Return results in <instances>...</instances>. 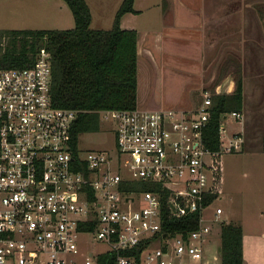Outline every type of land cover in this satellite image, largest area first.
Returning <instances> with one entry per match:
<instances>
[{
  "label": "built area",
  "instance_id": "1",
  "mask_svg": "<svg viewBox=\"0 0 264 264\" xmlns=\"http://www.w3.org/2000/svg\"><path fill=\"white\" fill-rule=\"evenodd\" d=\"M51 88L45 46L30 65L0 64V264H100L107 250H115V264L203 261L211 231L204 207L217 152L204 141L212 92L205 89L190 109H101V121H110L115 134L110 154L79 144L75 150L78 109L54 104ZM230 113L242 116L241 110ZM243 143L235 131L222 149ZM135 181L166 189L174 215L198 211V226L188 233L164 231L162 190L133 188ZM222 210L218 205L216 215ZM88 233L108 247L80 257L77 238Z\"/></svg>",
  "mask_w": 264,
  "mask_h": 264
},
{
  "label": "rangeland",
  "instance_id": "2",
  "mask_svg": "<svg viewBox=\"0 0 264 264\" xmlns=\"http://www.w3.org/2000/svg\"><path fill=\"white\" fill-rule=\"evenodd\" d=\"M246 1L249 6H246L244 10L241 9L242 15L244 11L252 16V13L258 14V20L253 22V26H251L252 32L250 31L247 35L252 36L245 39L238 33L229 41L223 39L220 54L217 57L218 62H213L206 70L205 75L207 82L204 86L210 92L216 90L215 84L219 73H225L221 83L229 75L235 79L234 75L231 74V68L233 67L229 66L234 62V65L237 62L241 64L242 73L246 76L242 116L236 117L229 112L228 115L223 117L226 130L222 132V135L224 143L227 144L233 131L241 130L246 116L251 115L252 112L264 116V45L262 44L264 43V0ZM91 2L94 15L91 26L112 27L119 5H115L114 1L109 0L108 4L100 9L103 10V16H100L97 15L99 4L92 0ZM135 6L137 8L141 7L142 10L130 13L128 18H125V24H131V26L135 24L141 28L159 26L158 28L161 29L162 20L158 17L162 9L161 4H156L155 0H136ZM129 18H132V20ZM74 25V15L66 0H0V31L1 27L45 26L65 28ZM167 40L170 41V38L167 37ZM172 43L175 45L174 50L177 49V54H173L166 47V53L163 55L165 68L161 65L165 72L161 79H158V75L155 78L158 71L153 62L149 61L150 66L148 68L150 71H146L140 68V62L144 58L138 59V103L147 105L146 108L158 106L159 103H162V99L163 104L175 105L177 103L175 102L176 98L183 91H187L190 86L192 78H189L191 77L189 73H194L195 69L198 71V66L201 64L200 52L191 51V44L185 45L183 44L185 42L180 39H176ZM225 45H230V47L225 48ZM230 59H233V61L229 62ZM210 60H213V58ZM226 64L229 67H225ZM254 65H256V69ZM243 66L246 69L243 70ZM257 94L260 96L256 99ZM199 100H201V97ZM110 124V121L102 120L98 130L81 133L79 136L80 147L83 149H102L107 153L114 154L116 152L115 134L114 130L110 128ZM222 160L224 171L222 190L216 198L204 207L206 221L210 223L214 231L213 236H216L218 241L221 238L220 227L223 221H234L243 224L245 228V264H263L264 146L254 147L253 144L244 142L237 149L231 150L225 147L222 149ZM127 171L126 168L122 169L124 174ZM218 205L222 206L224 210L217 216L216 208ZM77 239L80 257L85 256L90 250L97 252L108 247L106 242L89 233L87 235L82 234ZM159 240L160 238L155 240L152 246L159 244ZM205 243L208 244V240H205ZM192 262L194 263L196 260Z\"/></svg>",
  "mask_w": 264,
  "mask_h": 264
},
{
  "label": "trees",
  "instance_id": "3",
  "mask_svg": "<svg viewBox=\"0 0 264 264\" xmlns=\"http://www.w3.org/2000/svg\"><path fill=\"white\" fill-rule=\"evenodd\" d=\"M66 2L74 15L73 27L2 28L0 64L30 65L41 46L48 48L52 63L53 102L78 109L71 132L73 146L78 150L80 134L100 128L101 109L138 105V30L120 24L123 13L136 10L134 0H123L113 26L109 28L91 26L92 11L87 0ZM234 75L236 83L232 91L212 92L211 117L204 130V141L217 152L213 154V182L206 203L220 194L223 182L220 132L223 117L232 110H242L244 105L243 78L238 70ZM132 186L162 190L164 231L188 233L198 226V211L180 216L170 212L168 192L160 184L135 181ZM142 247L139 245L134 249L140 253ZM220 247L221 264H244L243 227L240 223L223 221ZM115 258V250L104 251L98 256L100 264H115Z\"/></svg>",
  "mask_w": 264,
  "mask_h": 264
},
{
  "label": "crops",
  "instance_id": "4",
  "mask_svg": "<svg viewBox=\"0 0 264 264\" xmlns=\"http://www.w3.org/2000/svg\"><path fill=\"white\" fill-rule=\"evenodd\" d=\"M91 11H92V20L91 24L94 21L93 8L91 0H87ZM95 1L96 4H99V8L97 9V15L103 16V10L101 8L105 7L109 0H92ZM114 1L115 5H121L123 0H111ZM136 0H134L135 11H127L123 13L121 16V26L123 27H133L138 30V59L141 57L144 58L143 61L140 62V68L145 69L146 71H150L148 68L150 66L149 61L153 62V64L157 67V74L155 78L161 79V76L164 74L165 68V58L163 57L166 50L172 52L173 54H177V49L174 50V43H172L176 39L182 40L183 44H191V51L200 52V66L194 70V73H189L190 86L187 91H183L178 98H176L177 102L175 105H166L159 103L158 106L153 108L160 107H172L176 109H190L196 107L203 99L204 89H206L205 80L206 70H208L209 66L213 64V62H218V55L221 50V43L224 41H229L230 38L235 37L240 33V36L243 38L251 37L252 35H248L250 31L252 32L251 26H253V22L257 21V15L254 13L253 16L250 14L242 15V10L249 6L246 0H155L156 4H161L162 9L158 14V17L162 20L161 29L159 26L148 28V27H139L133 24H125V18H128L130 13H136L142 8H137L135 6ZM153 3V2H150ZM118 6V8H119ZM239 11L240 12V21H239ZM132 20V18H129ZM25 27H45V26H25ZM163 27V28H162ZM5 28V27H1ZM13 28V27H6ZM22 28V27H18ZM104 28V27H103ZM168 32V33H167ZM256 36V35H255ZM262 36V34H261ZM167 37L170 38V41L167 40ZM258 37V36H257ZM263 38V37H262ZM172 41V42H171ZM244 41V40H243ZM245 42V41H244ZM264 45V43H262ZM168 45V46H167ZM181 45V44H180ZM167 47V48H166ZM230 45H225V48H229ZM183 48V47H181ZM189 48V49H190ZM184 49V48H183ZM179 50V48H178ZM210 53H212L210 55ZM217 53V55H216ZM213 58V60H210ZM233 59H230L229 62H232ZM139 62V61H138ZM168 63V62H167ZM235 63V62H234ZM232 63L231 71L234 75L235 71H240L243 78V91L246 86V76L243 75L241 70V64L238 62L234 65ZM163 65V68L161 67ZM228 64L225 65V67ZM139 66V65H138ZM168 66V64H167ZM172 66V65H170ZM227 66V67H229ZM178 69L177 67H174ZM256 69V65H254ZM171 69H173L171 67ZM246 67L243 66V70ZM227 74V73H226ZM225 73H219L217 77V82L215 84V88L220 86L221 81L223 80ZM235 77V75H234ZM195 78V79H193ZM235 80L231 86L232 91L235 87ZM138 89H139V78H138ZM214 90V91H216ZM213 91V92H214ZM229 91V92H230ZM262 92V91H261ZM262 94V93H260ZM259 94H257L256 99L259 98ZM201 97V100H199ZM260 101V100H258ZM138 102H139V93H138ZM138 104L141 107H148L145 104ZM263 102V100H262ZM193 105H192V104ZM191 104V105H188ZM244 107V105H243ZM243 111V108L242 110ZM243 113V112H242ZM242 127L240 132L243 134L244 142L253 144L254 147L264 146V116L259 115L258 113L252 112L251 115L246 116L244 122L242 123ZM239 131V130H238ZM234 132V131H233ZM222 140L223 135L221 134ZM244 144V143H243ZM224 174V171H223ZM223 183V182H222ZM222 190V187H221ZM221 193V192H220ZM224 210V209H223ZM222 210V212H223ZM205 216V212H204ZM206 218V217H205ZM234 222V221H233ZM243 255H245L244 248V237H245V228L243 224ZM207 234L205 240H208V244L205 243V259L203 261L196 260V262H192V264H221V255L220 253V243L221 238L218 241L216 236H213L214 231L212 230ZM221 234V227H220ZM215 244V246H214ZM194 261V260H193ZM264 264V258L262 259ZM245 264V259H244Z\"/></svg>",
  "mask_w": 264,
  "mask_h": 264
},
{
  "label": "water",
  "instance_id": "5",
  "mask_svg": "<svg viewBox=\"0 0 264 264\" xmlns=\"http://www.w3.org/2000/svg\"><path fill=\"white\" fill-rule=\"evenodd\" d=\"M234 83V79L231 75H229L220 86L217 87L218 92H229L231 90V86ZM167 233H165L166 235ZM221 248V247H220Z\"/></svg>",
  "mask_w": 264,
  "mask_h": 264
}]
</instances>
